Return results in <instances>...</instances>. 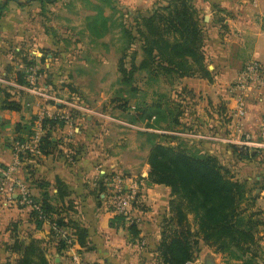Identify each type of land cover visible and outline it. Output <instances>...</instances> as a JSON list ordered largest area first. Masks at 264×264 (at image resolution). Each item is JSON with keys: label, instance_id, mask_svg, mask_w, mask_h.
Wrapping results in <instances>:
<instances>
[{"label": "crops", "instance_id": "crops-1", "mask_svg": "<svg viewBox=\"0 0 264 264\" xmlns=\"http://www.w3.org/2000/svg\"><path fill=\"white\" fill-rule=\"evenodd\" d=\"M86 1L58 0L43 5L39 0H0V237L8 242L1 251L0 264L9 259V241L16 238L23 239L25 244L30 238L43 240L46 257L54 264H67L68 260L73 264H133L134 243L125 227H111L113 215L109 198L100 192L98 186V182H104L107 192L116 174L131 180L139 176L136 182L141 203L151 206V210L146 209L138 229L146 228L147 241L151 236L149 232L155 229L154 210L157 202L162 201V197L156 194L160 186L140 180L148 171L147 147H144L143 161L141 152L127 160L123 152H118L123 149L115 148L110 142L112 138L103 128V120L70 110L52 95L47 85L39 87L45 90L49 99L23 89L27 84L28 69L32 66L26 67L25 62L38 59L35 55L41 58L43 53L38 49L57 53H48L42 63L49 72L54 69L53 62L67 54L63 42L52 35V23H44L39 29L41 7L48 6L47 11H54L53 4L80 6ZM193 3L202 12V22L209 27L204 55L212 80L198 77L181 80L184 96L190 99L187 101L192 112L190 128L199 135H214L215 142H208L203 147L205 152L225 161L224 165L228 167H241L247 161L234 153L233 148H239L241 133L256 136L259 118L264 114V0H193ZM52 18L60 19L59 16ZM221 21L223 26L219 29L217 24ZM252 61L260 64L261 71L255 82H243L249 86L245 91L240 87L243 81L241 72ZM19 73L23 74L24 84L18 83ZM47 78L52 85L64 80L49 74ZM69 79L72 82V77ZM6 97L19 105L17 111L1 109ZM237 99L243 101L244 116L237 115ZM42 111L47 113V118L64 123L51 130L52 140L59 143L46 156L16 155L17 143L26 142L35 134L41 139L46 133L42 126L41 129L36 126V119ZM18 137L23 141L17 140ZM249 152L255 159L249 167L254 179L260 181L264 173V152L256 149H249ZM252 177L246 179L252 180ZM57 181L65 187V195L59 194ZM43 184L47 186L43 187ZM43 193H47L55 212L46 214L41 208ZM98 194L100 198H97ZM36 209L46 214L40 228H36L31 216L35 213V219H38ZM149 216L152 219H148ZM59 217L65 221L73 220L87 230L89 250L75 245L71 230L64 228L58 233L60 237H67L70 247L60 255L57 253L56 239L50 236V232L57 230L53 220Z\"/></svg>", "mask_w": 264, "mask_h": 264}, {"label": "rangeland", "instance_id": "rangeland-1", "mask_svg": "<svg viewBox=\"0 0 264 264\" xmlns=\"http://www.w3.org/2000/svg\"><path fill=\"white\" fill-rule=\"evenodd\" d=\"M169 1L87 0L80 6L60 7V5L53 4L51 7L54 11H47L45 8L48 6H43L38 13L41 15V21L37 24L39 29L44 23H52V35L63 42V47L67 51V54L59 56L58 62H53L54 69L49 72L42 63L47 59L48 53L55 55L57 53L49 49L37 48L43 53L42 62L33 61V65L37 64L41 69L42 77L39 85L49 86V91L55 98L88 110L70 108L75 113L92 114L101 121L103 120V128L107 129L111 135L110 139L112 138L110 142H113L115 148L124 150L118 152H123L127 160H131L137 155L136 153L141 152L143 161L144 147H147L148 154L153 144L173 147L190 155H210L203 150V147H206L210 141L215 142V139H212L214 135L211 137L199 135L190 128L189 121L192 112L187 102L190 99L184 96L186 93L180 86L183 78L157 68L160 61L156 58L155 63H148L147 69L137 70L145 58L143 53L145 29L140 25V20L142 17L149 16L156 7L167 5ZM198 12L201 18L200 27L204 35L203 51L205 54L204 48L209 27L202 22V12L199 10ZM55 16H59L60 19L55 20L54 18L53 20L52 17ZM222 22L217 24L219 29H222ZM35 56L39 58L38 55ZM205 63L208 64L206 58ZM120 68L125 71L124 74ZM48 74L56 75L58 78L62 77L64 80L52 85L47 78ZM69 76L72 77V82ZM123 78H127V81ZM156 103L160 107L161 119L155 125L153 116L149 120L146 117L152 112ZM146 107L150 108L147 113ZM142 110L145 111L142 112ZM147 124H154V126L149 128ZM245 150L250 153L249 149ZM214 157L223 170L228 171V176L235 178V181L245 186L247 194L241 207L248 208V211L253 213V219L257 221L255 236L259 244L257 264H264V173L261 174L260 181L254 179L249 165L255 162V159L249 154L243 156L247 162L241 167L239 165L228 167L224 165L225 161ZM148 172L149 167L146 177ZM117 175L119 174L115 176ZM127 175L131 176V174ZM247 177H252V180H247ZM133 180H139V176ZM159 186L160 189L156 194L162 197V201L157 202L154 210L157 220L154 223V231L149 232L151 235L149 241L146 240V228L138 229L136 237L130 236V241L134 243L132 255H135V261L133 264H164L157 248L167 222L174 218L170 202L175 197L171 195L169 188ZM141 199V193H139L134 205V215L139 219H142L147 208L151 210V206L143 205ZM147 218L152 219L150 216ZM187 223L190 231L194 232L196 223L191 215L187 216ZM4 240V237H0V256L8 243ZM150 241L152 244L149 243ZM9 242L11 244L12 239ZM16 256L9 253L8 258L11 263L17 259ZM207 258L215 264L240 263L229 253H218L214 248L205 246L202 242H199V250L195 253L193 261L188 262L204 264ZM50 264H54L51 258ZM67 264L73 263L68 260Z\"/></svg>", "mask_w": 264, "mask_h": 264}, {"label": "trees", "instance_id": "trees-1", "mask_svg": "<svg viewBox=\"0 0 264 264\" xmlns=\"http://www.w3.org/2000/svg\"><path fill=\"white\" fill-rule=\"evenodd\" d=\"M39 1L44 5L58 0ZM200 22L199 12L192 0H170L165 6L156 7L149 16L142 17L140 25L145 29V58L137 70L147 69L150 63H155L156 58L160 61L157 68L165 73L174 74L178 78L198 77L211 81L212 76L205 63L204 35ZM262 29L264 30V24ZM36 60L42 62L43 57L26 61L25 66L33 65ZM120 71L125 73L122 68ZM126 79L123 78L124 81H127ZM18 83H25L21 73L18 74ZM153 107L146 119L149 120L153 116L156 125L161 119L160 107L157 103ZM1 109L17 111L19 105L8 101L6 97ZM145 109L146 113L150 111L148 107ZM41 125L46 129V133L40 139L39 151L41 155L46 156L51 154L59 143L52 140L51 130L55 126L62 127L64 123L44 118ZM147 126L151 128L154 124ZM16 139L23 141L20 137ZM233 151L239 156H251L242 148H233ZM146 163L149 167L148 176L140 179L146 180L147 184L169 188L171 195L175 197L170 202L174 218L167 222L157 248L164 264H185L193 261L195 253L199 250V242L214 248L218 253H229L233 259L240 261L239 264H257V221L253 219V213L249 212L248 208L241 207L247 194L245 186L228 176V171L223 170L214 156L190 155L173 147L153 144L148 150ZM57 184L60 187L59 194L65 195L63 184L60 181H57ZM103 184L104 182H98L100 192L103 191L102 193L109 197ZM99 194L97 198H100ZM40 205L46 214L55 212L47 193L42 194ZM188 215H191L196 223L194 232L190 231L188 226ZM31 216L36 228H40L43 221L35 219V213ZM53 223L57 230H51L50 236L56 239V251L59 255L70 247L66 242L67 237H60L58 233L59 229L64 228L71 230L75 245L90 249L88 232L77 222L65 221L63 217H59L53 220ZM110 225L115 228L125 227L131 237L138 235L136 225L126 226L121 216H114ZM44 243L36 238H30L26 244L18 238L14 239L7 249L16 254L17 259L12 263L7 260L5 264H50Z\"/></svg>", "mask_w": 264, "mask_h": 264}, {"label": "built area", "instance_id": "built-area-1", "mask_svg": "<svg viewBox=\"0 0 264 264\" xmlns=\"http://www.w3.org/2000/svg\"><path fill=\"white\" fill-rule=\"evenodd\" d=\"M40 67L35 64L32 65L28 69V78L27 84L23 87L28 93H31L37 97H42L49 99L50 96L45 92V90L39 87L41 73ZM261 71V66L258 62L252 61L249 64L245 65L241 72V81L240 87L243 90L247 91L249 86L243 85V82L247 84V82L253 83L259 78V73ZM60 103H63L70 108H75L82 111H88L82 107H78L76 104H70L67 102H63L59 100ZM236 112L238 116H244V105L241 99H237L236 102ZM44 118H47V113L42 111L36 119V126L41 129V122ZM63 119V117H61ZM256 136L250 133H241L240 141H239V148L242 149H256L259 151L264 152V114H262L259 118ZM39 143H40V136L35 134L30 140L17 143L15 146V153L16 155L22 153H29L32 156H40L41 153L39 151ZM141 180V179H140ZM107 192L109 194V202L112 208V215L114 216H121L124 220L126 226L128 225H138L140 219L137 218L135 214V204L137 202V195L139 194L138 190V182L131 180V179H124L120 176H115L112 182L109 184ZM38 212V219L45 220L46 215L40 209H36ZM62 236H66L64 232H61ZM70 242V241H69ZM186 264H194L192 262H187Z\"/></svg>", "mask_w": 264, "mask_h": 264}, {"label": "water", "instance_id": "water-1", "mask_svg": "<svg viewBox=\"0 0 264 264\" xmlns=\"http://www.w3.org/2000/svg\"><path fill=\"white\" fill-rule=\"evenodd\" d=\"M40 56V55H39ZM204 264H215L211 259H206Z\"/></svg>", "mask_w": 264, "mask_h": 264}]
</instances>
